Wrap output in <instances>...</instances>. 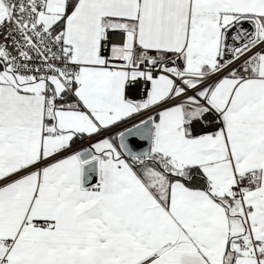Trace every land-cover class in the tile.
<instances>
[{"label": "snow or ice", "instance_id": "6c2138e0", "mask_svg": "<svg viewBox=\"0 0 264 264\" xmlns=\"http://www.w3.org/2000/svg\"><path fill=\"white\" fill-rule=\"evenodd\" d=\"M0 264H264V0H0Z\"/></svg>", "mask_w": 264, "mask_h": 264}]
</instances>
